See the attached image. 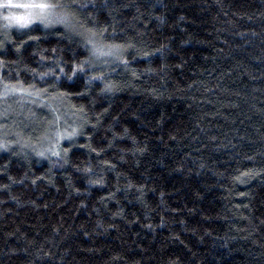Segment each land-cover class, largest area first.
<instances>
[{
  "label": "trees",
  "instance_id": "1",
  "mask_svg": "<svg viewBox=\"0 0 264 264\" xmlns=\"http://www.w3.org/2000/svg\"><path fill=\"white\" fill-rule=\"evenodd\" d=\"M80 2L89 7L77 31L107 27L102 43L135 48L127 66L110 57L88 73L103 71L116 90L102 93L88 76H61L54 89L28 69L84 59L85 36L70 43L61 27L9 30L3 82L47 88L65 127L83 134L68 164L37 148L0 149V264H264V0ZM6 110L0 143L9 125L42 141L48 115L32 107L31 125L27 113ZM89 144L105 151L81 147ZM101 177L103 186L88 183Z\"/></svg>",
  "mask_w": 264,
  "mask_h": 264
},
{
  "label": "snow or ice",
  "instance_id": "2",
  "mask_svg": "<svg viewBox=\"0 0 264 264\" xmlns=\"http://www.w3.org/2000/svg\"><path fill=\"white\" fill-rule=\"evenodd\" d=\"M91 6L95 9L97 6L92 0ZM89 7V3H81L80 0H0V20L5 22L3 33H0L2 39H0V48L4 47L5 41L11 40L9 29L12 27H17L18 29H27L29 32L37 30L40 26L44 28L54 27L56 25H62L67 31L65 37L70 43L73 40V35L85 36L84 32H79L76 30L74 21L77 20L79 12ZM104 8H108V0H104L102 5ZM139 10V9H137ZM111 11H115L112 9ZM110 11V14H111ZM90 20H94L95 17L89 16ZM35 25L36 27H32ZM83 27V25H81ZM114 31V29H113ZM108 32L107 27L94 26L93 28L86 29L87 35L85 36L84 47L87 50V56L84 59L76 58L74 53L71 63L64 61L63 58H58L54 61V67H49L46 72L37 73L34 69H28V71L33 73V77H39L41 81H46V78H51L55 83L51 84L50 87L57 88L59 85L61 76L72 81L74 78H79L80 76H88V83L93 81L100 82L103 87L101 88L102 93L112 92L116 90V85L110 82L107 75L100 71L99 75L89 76L90 70L97 68V62L101 61L104 57H114L116 60L120 61L123 65L127 66L129 61L124 57V53L127 49H134L135 44L131 41L126 43H102V38L104 33ZM27 35V33H25ZM40 37L28 35V40L38 41ZM26 41H21L16 47V52L19 53L20 49L24 47ZM47 51V50H44ZM56 52V49H52ZM161 51V50H157ZM147 51L142 52V55L147 57L152 55ZM45 57L41 56V60ZM107 63L106 60L103 61ZM6 63L0 60V67H6ZM65 69H68L67 71ZM59 73V74H58ZM135 75V73H133ZM4 77L0 76V83H3L4 94L9 93H21L31 95H37L43 98L44 95L48 94V89L37 88L35 84H30L26 88L22 81H17L16 84L4 83ZM85 93L77 92L76 95L82 96ZM62 97L70 96L71 93H58ZM77 111L83 113L84 109L81 106ZM59 119V115L56 114L54 117L55 123ZM127 133V130H125ZM83 133L78 128H72L71 131L64 129L63 131L57 129L54 135L48 137V147L43 151H38L37 154L41 157L45 154H49L50 157H57L58 161H62L63 164L69 163V151L71 147L75 146L74 137L82 135ZM69 141V148H64L62 146V141ZM113 144L109 143L108 147H112ZM81 147H87L90 152L96 153L100 156L101 152L105 149L101 148L98 152L96 148L89 145H81ZM8 148L7 143H0V149ZM122 158V157H121ZM101 164L106 165L108 168L115 169L116 165L108 160H101ZM77 168V171H83L86 174H94L93 168L91 166H85L84 168H79L77 165H73ZM242 175H248L247 173ZM240 179V177H237ZM89 184H96L103 186V178L99 179H89Z\"/></svg>",
  "mask_w": 264,
  "mask_h": 264
},
{
  "label": "rangeland",
  "instance_id": "3",
  "mask_svg": "<svg viewBox=\"0 0 264 264\" xmlns=\"http://www.w3.org/2000/svg\"><path fill=\"white\" fill-rule=\"evenodd\" d=\"M21 2H23V0H21ZM4 24H5V22L3 20H0V33H3L5 31ZM33 26H35V25H33ZM41 27H43V26H41ZM59 27L64 28L62 25H56L54 27H49V28H45V29H53V28H59ZM12 28H17V27H12ZM102 59L109 60L110 57H104ZM44 97H45V95L43 96V98H41L40 96H37V95L29 96L26 93L25 94H21V93L4 94L3 86L0 85V107L2 108V110H4V112L6 111V113H7L6 109H11V106H14L17 108V110L22 111L23 114H24V112H25V114L27 113L28 114L27 118L32 117L33 120L30 123L31 125L36 123V121H37L36 117L38 116L36 112L32 113V115L28 112V111H31L32 107L36 108L38 110V112H42V113H44L50 117V120L48 121L50 124L47 127L46 135L42 139V141L36 140V139L27 140L26 136L24 134L16 132V129L14 130L12 125H9L8 128H4V131H3L5 134L4 135V137H5L4 141H5V143L8 144V149L13 150V149H18V148H20V149L25 148V149H28L29 152H32V150L34 151L35 148H37V150L35 151V153L37 154L38 151H43L48 147V143H49L48 137L54 135V132L57 129H59L61 131H63L64 129H67L65 127L61 117H59V119L55 123H52V118L54 120V117L56 116V114L60 115L62 112L61 109L63 107L61 106V102L57 99L56 100L55 99L46 100ZM43 99H44V101H47L48 103L42 102ZM11 103H13V105H11ZM4 106H7V108H4ZM66 117H67V115H66ZM69 131H71V129ZM62 142H65V140ZM39 157H41V156H39ZM42 158H50V156H49V154L46 153L45 156H43Z\"/></svg>",
  "mask_w": 264,
  "mask_h": 264
}]
</instances>
